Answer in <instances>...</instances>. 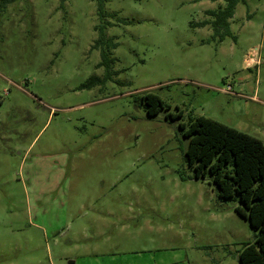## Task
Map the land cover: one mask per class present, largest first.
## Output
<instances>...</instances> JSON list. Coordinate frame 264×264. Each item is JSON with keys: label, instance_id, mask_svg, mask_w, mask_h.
Here are the masks:
<instances>
[{"label": "rangeland", "instance_id": "1", "mask_svg": "<svg viewBox=\"0 0 264 264\" xmlns=\"http://www.w3.org/2000/svg\"><path fill=\"white\" fill-rule=\"evenodd\" d=\"M4 2L0 264H240L258 232L195 177L184 129L203 116L264 142V0L224 40L198 24L225 0H105L104 21L96 0Z\"/></svg>", "mask_w": 264, "mask_h": 264}, {"label": "trees", "instance_id": "2", "mask_svg": "<svg viewBox=\"0 0 264 264\" xmlns=\"http://www.w3.org/2000/svg\"><path fill=\"white\" fill-rule=\"evenodd\" d=\"M243 0H225V6L219 11L208 10L206 19L199 26H210L215 35L224 40L230 35V21L234 18L237 5ZM15 0H5V4ZM64 6L65 0H61ZM99 17L104 21L105 0H96ZM105 25H97L98 38L93 46L99 50L102 62L99 67H110L111 49L117 44L108 38ZM111 25V24H110ZM196 26V25H195ZM94 82L99 79L93 78ZM150 117L158 115L165 108L163 100L155 94L143 97ZM172 120L180 116L167 114ZM184 129L185 126L181 125ZM184 136L189 138L185 152L188 164L194 168L197 179L212 178L224 200H235L241 204L237 213L247 219L251 227L258 233L255 243L245 244L239 254L240 264H264V142L258 138L229 127L221 122L199 116L190 120L189 129H184Z\"/></svg>", "mask_w": 264, "mask_h": 264}, {"label": "bare ground", "instance_id": "3", "mask_svg": "<svg viewBox=\"0 0 264 264\" xmlns=\"http://www.w3.org/2000/svg\"><path fill=\"white\" fill-rule=\"evenodd\" d=\"M252 61H254V60H252Z\"/></svg>", "mask_w": 264, "mask_h": 264}]
</instances>
